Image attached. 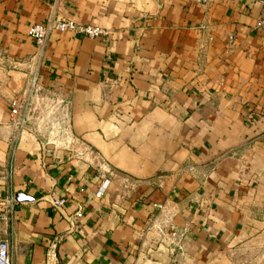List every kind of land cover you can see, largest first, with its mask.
Returning a JSON list of instances; mask_svg holds the SVG:
<instances>
[{
  "label": "crops",
  "instance_id": "0c3cea01",
  "mask_svg": "<svg viewBox=\"0 0 264 264\" xmlns=\"http://www.w3.org/2000/svg\"><path fill=\"white\" fill-rule=\"evenodd\" d=\"M263 4L0 0L12 264H48L53 244L49 264H234L264 233ZM51 12L108 35L54 31L38 53L29 27ZM33 71L42 91L20 128L10 100ZM37 114L63 141L41 135Z\"/></svg>",
  "mask_w": 264,
  "mask_h": 264
},
{
  "label": "built area",
  "instance_id": "2783aa9c",
  "mask_svg": "<svg viewBox=\"0 0 264 264\" xmlns=\"http://www.w3.org/2000/svg\"><path fill=\"white\" fill-rule=\"evenodd\" d=\"M197 3L209 4L214 0H194ZM57 1H55L56 3ZM264 9V4H263ZM264 26V13L260 19L256 22V27ZM54 31L69 32L72 34L83 35L90 38H105L108 35V31L103 27L95 24L80 23L74 19L62 17L54 12H51L44 21L34 23L29 27V36L35 42L38 53H41L46 41L50 34ZM29 86L26 95H15L10 100V116L16 125L20 128L25 127L29 123L30 115L35 110L34 101L38 99L39 94L42 91V85L39 82V77L36 71L30 74L28 79ZM65 105L67 102H64ZM52 133V132H51ZM2 179H9L10 173H4L1 175ZM104 185H107V180L104 181ZM100 194V192H98ZM66 197L60 196L49 199L51 206L55 208H62L66 204ZM162 208V205H157ZM15 208V199L13 195H0V232L3 229V224H6ZM76 215H80V209L76 212ZM173 236L176 235L175 231H172ZM178 248L183 250L182 245ZM47 263H54L56 260L55 245H51L47 252ZM0 264H12L10 255V244L7 239L0 238Z\"/></svg>",
  "mask_w": 264,
  "mask_h": 264
},
{
  "label": "rangeland",
  "instance_id": "374dc122",
  "mask_svg": "<svg viewBox=\"0 0 264 264\" xmlns=\"http://www.w3.org/2000/svg\"><path fill=\"white\" fill-rule=\"evenodd\" d=\"M36 117L38 118L36 119L34 126L36 125L41 132V130L43 131L46 129L47 125L44 123L42 117L38 116V114ZM41 133L40 134L47 140L55 143L63 141L62 138L65 137V134L63 133H53V130L52 133ZM233 255L234 264H264V233L258 234L252 242L250 241L246 244L243 243L242 245L235 247Z\"/></svg>",
  "mask_w": 264,
  "mask_h": 264
},
{
  "label": "water",
  "instance_id": "95a60500",
  "mask_svg": "<svg viewBox=\"0 0 264 264\" xmlns=\"http://www.w3.org/2000/svg\"><path fill=\"white\" fill-rule=\"evenodd\" d=\"M20 197H21V198H24V197H23L22 195H20V194H17L15 198H16V200H19Z\"/></svg>",
  "mask_w": 264,
  "mask_h": 264
}]
</instances>
